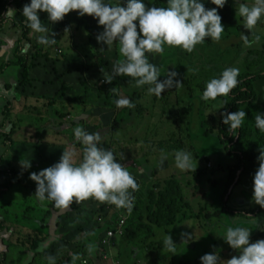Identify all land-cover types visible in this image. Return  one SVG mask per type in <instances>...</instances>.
Returning <instances> with one entry per match:
<instances>
[{
    "label": "rangeland",
    "instance_id": "obj_1",
    "mask_svg": "<svg viewBox=\"0 0 264 264\" xmlns=\"http://www.w3.org/2000/svg\"><path fill=\"white\" fill-rule=\"evenodd\" d=\"M151 1L153 0H143L146 8L150 6ZM110 2L115 3L116 0H110ZM162 2L163 4L160 6L165 7L166 0H162ZM253 2L254 0H226L229 8L223 6L218 9V11H223L221 24L224 26V32L221 33L218 41L210 38L213 44H205L204 41L195 45L190 52L180 47L165 45L162 53H146L150 63L160 65L161 77H158V80L164 79L168 72L174 71L176 73L174 80L190 81L188 86L179 85L162 91L159 97L148 93L149 85L139 87L133 85L131 83L133 78L131 77L114 76L111 83L103 82V74L105 72L111 74L113 66L123 57L119 53L118 42H114L110 47L97 43L95 37L102 31L103 26L97 25L96 21L89 15L77 16L76 11H70L64 15L62 20L52 23L47 20V13L38 10V19L49 32L55 34L56 42L50 46L41 45L37 42L36 36L38 34L27 26L26 20H24L26 24H20L18 28L13 29L11 25H7L4 32H0V48L6 50L9 46L18 44L21 42L19 39L22 40V36L25 34V38L31 41L29 50L26 48L30 52V61L33 60L34 56H37L34 63L42 69L43 73L47 74L49 79L43 76L42 97L44 101L42 99L39 101L29 99L25 95L22 97L29 100L28 102L21 100V103L26 105V119H24L31 122L32 125L27 136L23 134L22 136L16 134L15 136L14 134L12 137L14 140L18 135V142L31 139L33 144L35 142L39 144L38 147L35 145V147L27 150V153L25 150L20 153L14 148L15 145L10 147L11 142L3 143L0 139L1 149H3L2 157L5 150L9 148L17 155V160L12 161L5 168L0 167V171H9L10 169L16 171L11 177L12 187L8 191L5 190V195L0 197V211H3L5 215L1 212L0 214L3 215L2 220L5 229L10 230L12 227L14 232L10 239L9 230L0 234V251L1 249L8 253L14 251L15 255L20 253L19 250L25 249V246L31 243L28 240L29 235L40 230L39 222L43 221L44 224L50 222V214L44 210V208H49L50 201H38L36 199L34 195L36 185L34 181L29 179V173L39 172L58 162L63 151L73 152V163H77L80 160L83 147L77 146V143L80 144V142L76 141L73 136V129L76 127H81L88 133H98L97 131L100 130L98 146L105 150H111L115 159L127 169L138 184V189L134 191L133 196L134 206L140 198L145 196V186L156 193L163 189L167 180L172 178L179 181L182 192L180 213L176 215L173 225L168 227L169 230L179 229L188 234L184 239L185 245L177 250L178 256H172L171 252H163V245L161 247L151 245L150 239L153 231L131 229L127 221L131 218V212L128 213V210L123 208L117 216L116 226L111 231L117 228L118 223H121L120 227L118 226L117 231L112 234L110 239L102 238V240L105 239V243L102 240L99 241L97 252L101 256L102 264H151L142 261L147 256H155L156 264H196V261L197 263L200 262V256L212 252H216L218 256H224L222 261L225 264L227 259L233 255H238L236 250L231 249L222 238L227 227H233L229 225L234 224L235 227L250 229L249 243L264 239V213H259L257 217L255 214H248V218H244L234 211V213L224 212L223 216H215V213H210V217L209 215L208 218L204 217L211 210L213 202L219 204L217 200L220 192L219 186L222 180L225 181L227 178L228 168L235 165L237 160L226 155L223 144L218 139V122L224 107L223 103H219L218 100L204 101L200 97L206 82L218 77L225 68L235 67L241 72L240 67L248 48H257L262 43L259 36L258 39L254 40L249 36L250 38L247 39L251 40V43L245 45L241 40L238 49L233 46L234 43L239 42L242 35L235 32V26L239 23L244 25L243 18L236 14V9L241 3L251 6ZM203 3L206 9L215 7L210 3V0H203ZM237 17L241 18L240 22ZM82 19L85 21L88 19L95 27V30L92 31V42L88 40L89 34L82 26ZM24 26L25 31H23ZM252 29L258 30L260 36L264 35V17ZM179 50L181 56L175 53ZM250 52L255 53L253 59L249 57L255 64L264 62V52L259 50H250ZM4 56L5 54H0V60ZM45 56H48V59ZM244 62L251 69L256 68V65L251 66V62L245 60ZM187 65H189L188 72L184 73L187 71L184 67ZM81 69L92 71V76L90 77L87 72H82ZM84 74L88 77H85ZM2 77L4 79L0 81L8 83V77L5 74ZM65 77L71 78V81L77 85L72 87V92L67 100L64 89L66 80L64 79L65 83L61 81V78ZM118 77L121 79L119 85L116 84ZM28 78L34 80L37 86L42 87L40 83H37L36 76L28 74ZM196 81L205 83L203 84L204 88L194 87L195 91L193 89L188 91L189 88H193ZM74 87L78 88V93L73 90ZM134 89L137 90L138 99L134 101L131 115L125 119L116 133L111 134L109 132L110 121L125 108H117L114 101L120 97L129 99ZM35 90L36 88L27 95L38 96ZM82 93L89 94L86 96L90 102H87V106L83 105L85 101L82 100L84 96ZM52 100L55 102L53 109L48 104ZM5 101L7 99L0 97L2 108L7 105ZM27 103L29 108H27ZM18 104L20 105V103ZM34 107L37 109L35 110ZM31 108L35 111L29 110ZM253 108L251 107V115L255 116L258 112H264V108H257L258 111L253 110ZM198 109L201 111V131L199 130V123L191 122L195 114L190 118L188 124L186 113ZM1 113L0 110L1 131L9 132L10 129L3 125L4 118L1 117ZM21 114V112L15 113L17 116L15 117L17 121H15L13 118L14 111H12L8 121L17 124L18 127L23 119L22 116H18ZM72 114L74 119L80 115L83 116L79 117L82 118L78 120L76 125L71 123ZM98 126L101 127L97 130ZM39 127L46 131L41 139H37L38 134L36 137L34 136ZM3 132L2 135H6ZM177 150H184L192 154L193 167L197 161V166L193 172L191 170L182 171L175 166L174 153ZM31 151H33L32 155ZM6 156L3 157L5 160H7ZM162 156H166V158L162 160ZM22 158L25 159L19 160ZM44 160L49 163L42 164L40 167L31 165L41 163ZM27 161L30 162L31 166L25 169L21 164ZM4 181L5 177L0 172V184ZM247 189L252 190L251 178L248 180ZM211 191L214 193H210ZM241 191V189L237 191V197L245 199L251 205L247 207L238 206L239 212L242 210L250 211L255 204L251 199L252 191L248 193L249 195L245 194L244 196ZM203 193H206L213 202L203 199ZM74 207H76L75 210H72ZM113 208L112 204L99 202L91 197L79 202L73 201L66 208H60L64 210L63 213L56 218L54 228H49L50 238L52 235L56 238L48 244L49 247L52 243H56L60 245V249L52 247L48 250L50 253L48 256L57 258L54 260L57 261L60 258L59 252L61 250L64 252L62 256L72 254L76 241H78L76 239L82 236L83 232L68 225L76 223L75 220L86 219L88 223L84 229H90L91 232L98 230V217L108 216L113 212ZM261 211L263 212L264 209ZM121 219L122 221L119 222ZM43 232L46 233L47 230L45 229ZM91 232L85 236L88 242L94 241ZM104 232L107 231L100 233V238ZM145 236H148L149 240ZM4 238L9 241L13 240L9 247H7L9 241L6 242ZM210 239L214 240L215 243H210ZM13 245L15 248H12ZM104 254L109 258L104 260L102 258ZM15 255L4 256L5 260L2 261V264H26L30 257ZM89 255V246H86L82 258L87 261V264L90 263L89 260H92L91 255ZM121 256H128L132 262L126 263L125 257L123 259ZM69 258H71L70 264H79L81 260L77 259L73 262L72 256L67 259ZM38 259V264H44L42 263L43 256ZM96 264H99V261Z\"/></svg>",
    "mask_w": 264,
    "mask_h": 264
},
{
    "label": "clouds",
    "instance_id": "obj_2",
    "mask_svg": "<svg viewBox=\"0 0 264 264\" xmlns=\"http://www.w3.org/2000/svg\"><path fill=\"white\" fill-rule=\"evenodd\" d=\"M210 3L215 7L206 9L203 0H166L165 7L148 8L143 0H116L115 3L110 0H29L20 11L27 26L38 34L37 42L45 46L55 44L56 39L55 34L38 19V10L47 13V20L52 23L62 20L70 11H76L77 16H91L97 25L103 26L95 37L97 43L110 47L118 42L119 53L123 57L113 66L111 74H103V82L111 83L114 76L131 77L137 87L149 85L148 93L159 97L162 91L178 87L181 83L173 79L176 76L174 71L158 80L161 77L159 68L148 61L146 53H162L165 45L190 52L195 45L203 43L205 37L218 41L224 32L218 9L225 5L226 0H210ZM15 12L16 9L9 7L0 16L11 21ZM236 14L243 18L245 28L252 29L264 17V0H254L251 6L241 3ZM241 40L245 45L249 43L243 34ZM238 74V68H225L218 77L206 82L201 100H215L218 96L228 95L238 82ZM114 103L117 108L134 107L126 97L117 98ZM245 117L243 109L226 115L222 112L221 123L227 125V131L232 133ZM254 124L256 129L264 132V112L255 114ZM73 136L83 145L78 164L73 163V152L63 151L58 162L39 172L29 173V179L36 185V199L49 200L57 207L66 208L73 201L91 197L130 212L134 200L131 193L138 189L133 176L115 159L111 150L98 147L99 133H88L76 127ZM165 158L161 157L162 160ZM256 160L258 167L252 175L251 199L264 209V151L259 152ZM192 161L191 153L175 151L174 162L178 169L193 172L197 161L195 167ZM21 165L25 169L31 166L29 161ZM183 235L188 236L186 233ZM249 236V228L227 227L222 238L238 255L227 259L226 264H264V239L249 243ZM162 243L167 251L175 254L176 244L170 235L165 234ZM91 250L90 246L89 252ZM47 259L49 264H55L53 257ZM77 259L78 254H72L73 262ZM199 261L200 264H218L220 257L216 252L206 253L199 257Z\"/></svg>",
    "mask_w": 264,
    "mask_h": 264
},
{
    "label": "trees",
    "instance_id": "obj_3",
    "mask_svg": "<svg viewBox=\"0 0 264 264\" xmlns=\"http://www.w3.org/2000/svg\"><path fill=\"white\" fill-rule=\"evenodd\" d=\"M29 0H0V15H2L6 8H14L16 10H19V19L14 17L11 20V23L9 20L6 19V17L0 16V24L4 25L8 22V25H11L12 28H18L20 27V24H26L24 22L25 18H21V9L22 6L26 3H28ZM149 7H162L160 6L163 4L162 0H153L151 1ZM237 20L240 22L241 18L237 17ZM82 26L85 27L88 35V40L92 42V31L95 30V27L92 24L86 23L84 19L81 20ZM228 27V26H227ZM226 27V28H227ZM25 26L23 27V29ZM97 28V26H96ZM25 31V29L23 30ZM0 32H3V30L0 28ZM235 32L241 33L247 38L250 36L251 38L256 39L258 36L261 38L260 41L262 43L259 44V47H255L254 49L248 48V51L244 57L245 61L251 62L252 65H256V68L253 70L248 65L242 61V65L240 67L241 72H239L237 76V84L236 86L231 89L230 93L226 96H218L215 100L220 101L219 103H223L224 107L221 110V113L223 112L225 115L230 112H235L236 110L243 109L245 111L246 117L240 127L233 131L232 133H229L227 131V125H224L221 123V113L219 116V122H218V139L220 140V143L223 144V149L227 156L236 158V164L232 167L228 168V174L227 178L222 180L220 184V192L217 196V200L219 201V204L214 203L212 200L209 199V197L206 195V193H203L202 198L205 200H210L213 202L211 205V210L205 214V218H208L211 216V214L215 213V216H223L224 212H233L235 211L236 214H240L244 218H248V214L254 215L257 217L259 213H264V211H261V208L259 205L254 204V206L250 209V211L242 210V212H239L238 206L247 207L251 204L247 202L243 198L237 197V191L242 190L241 193L244 196L245 194L249 195L248 193H251L252 190L247 189L248 186V180L249 178L252 179V175L254 174L256 168L258 167V161L256 160V157L259 155L260 151H264V132H260L258 129H256L254 124V115H251V107H254L253 110L258 111L257 108H264V62H259L255 64L249 57L253 59L254 54L250 52V50H259L261 52H264V35L260 36V33L256 29H247L245 26L241 23L237 24L235 26ZM228 35V33H227ZM26 35L24 34L19 39L18 44L9 46L6 50L0 48V54H5V56L0 60V80L4 79L2 77L4 74L8 77V83H3V89L0 91V97L3 99L9 100L10 97V104L5 105L2 108L4 123L3 125L8 128L9 124H11L10 121H8V118L11 117V112L13 111V104L14 102L21 104V97H23L25 94L22 91L27 85L30 84V80L28 78L29 70L35 68L38 66L36 63H34V60L37 59V56H34L33 60L30 58V52L29 50V43L31 42L29 39L25 38ZM249 37V38H250ZM205 44H213V41L210 40V37H205L204 39ZM249 43H251V40H248ZM241 38L239 42L234 43V47L238 49L241 44ZM250 46V45H249ZM28 48V50L26 49ZM179 56H181V51H176ZM46 59H48V56H45ZM149 61V60H148ZM158 68L160 67L159 64H154ZM185 70H187L184 73L188 72L189 65L184 67ZM183 69V70H184ZM100 73V72H96ZM190 74V73H189ZM123 76V75H122ZM0 81V82H1ZM61 81L65 83L64 78H61ZM12 82V83H11ZM121 79L118 77L116 80V84H120ZM131 83L134 85L135 81L134 79L131 81ZM180 86L185 87L188 86L190 81H180ZM15 84V85H14ZM124 85V82L122 83ZM203 82L196 81L194 83L193 88H189L188 91H191L192 89L195 91L194 87H198L199 89L204 88ZM137 90L134 89L130 96L129 100L131 103L134 104V101L138 99ZM44 101V99H42ZM211 100V99H210ZM217 102V101H216ZM54 100L49 102L51 109L54 107ZM211 105V104H210ZM36 110L37 108L34 107ZM132 108L129 109L127 107L123 108L122 111L115 115L114 118L109 123V132L111 134L116 133L124 123L125 119L131 115ZM188 116V124L190 123V118H192L195 114L194 119L191 122H195L196 124L199 123V130L201 131V120H200V114L201 111L195 110V111H187ZM196 118V119H195ZM46 119V118H45ZM37 123V122H35ZM34 123V124H35ZM71 123L74 125L73 120ZM101 126H98L96 129L98 130ZM15 128V125H13L12 129L9 132H3L1 131L2 128L0 127V139L3 143H8L12 141V135H13V129ZM118 129V130H117ZM2 132L6 135H2ZM100 135V130L97 131ZM46 133L41 127H39L36 130V135L38 134L37 139H41L43 135ZM7 145V144H6ZM5 145V146H6ZM78 147H83V145L80 143H77ZM11 147V146H10ZM99 147V146H98ZM11 148L8 150H5L6 156L7 153L10 151ZM2 156H0V162L3 161ZM82 158V154L80 155V158ZM80 161V160H79ZM79 161L76 163L78 164ZM49 163L47 161H43L38 164H31L34 167H40L42 164ZM3 173L5 177V181L0 184V197L5 195V190L8 191L12 187L11 177L13 174L16 173L15 169H10L9 171H0ZM145 188V196L140 198L136 205L132 207L131 214H130V220L128 221V226L133 230H145L153 231L152 238L150 239L151 245L156 246L158 245L161 247L163 245V238L165 234L170 235L173 242L176 244L175 246V254L172 253V256H178L177 250L178 248L182 247L184 244L185 236L183 232H181L179 229L175 230H169L168 227H171L173 223L175 222V217L177 214L180 213L179 208L182 202V192L179 186V181L175 178L169 179L165 182V185L162 190L158 192H154V190H149ZM131 191V190H130ZM214 193V192H210ZM132 196H134V192L131 193ZM234 203V204H233ZM12 206L11 204H9ZM50 205V206H49ZM49 208L44 210L50 214V222L44 224L45 222H39L40 224V230H37V232H32L28 240L31 241L30 244L25 246V249H23L22 253L27 254L30 256L27 259L26 264H38L37 259L40 258V256H43L42 263L49 264L47 257L50 255L49 249L52 247L60 249V245L56 243H52L49 247L48 244L51 240H54L56 236L52 235L50 238L49 235V228L53 229L52 224L54 220L58 216H60L63 213V209H60L61 207H57L52 201L49 203ZM113 212L109 214L108 216H101L98 217L97 222L99 225L98 230H89L86 234H84L81 238L76 241L75 249L73 250L72 254H78V259H81L79 264H82L81 262L85 260L83 257V251L86 246H91V252L90 257L92 260H89V264H96L98 261L101 260V256H99L97 252L98 244L100 241V233L103 231H108L114 229L116 226V219L119 213L122 212L123 208L117 209L113 205ZM76 207L72 208V210H75ZM1 212V211H0ZM244 212V213H243ZM251 212V213H250ZM2 214L5 215V213L2 211ZM129 213V211H128ZM0 214V234L4 233L6 230L5 225L3 222V215ZM65 217V216H64ZM52 221V223H51ZM87 220L85 219V222L81 225H74L70 224L68 226L73 228H78V231L85 230L84 227L87 226ZM61 226V223H59ZM170 225V226H169ZM167 226V227H166ZM233 226L234 225H229ZM47 230V232H43V230ZM91 232L92 237L94 238L93 242H88L85 239V236L88 235ZM48 234V235H46ZM147 240H149L148 236H145ZM50 238V239H48ZM161 238V239H160ZM47 239V240H46ZM210 243H215L214 240L210 239ZM47 244V247L43 249V247ZM41 249V251H39ZM162 251H167L164 247L162 248ZM62 250L59 252V259L55 261V264H58L62 258ZM9 256L11 253L9 252H1L0 253V264H2V261H4V256ZM61 254V256H60ZM64 254L66 256L61 264H70L71 258L67 259L69 256ZM54 260L57 258L53 257ZM39 260V259H38ZM86 261V260H85ZM69 262V263H68ZM196 264L197 261L195 262ZM87 264V261H86Z\"/></svg>",
    "mask_w": 264,
    "mask_h": 264
},
{
    "label": "crops",
    "instance_id": "obj_4",
    "mask_svg": "<svg viewBox=\"0 0 264 264\" xmlns=\"http://www.w3.org/2000/svg\"><path fill=\"white\" fill-rule=\"evenodd\" d=\"M250 3V2H249ZM226 8H229V7H227V3H225V5H224ZM223 11L222 10H220V11H218V14L220 15V17H221V19L223 18V13H222ZM19 10H16V12H15V15H14V17H16V18H20L19 17ZM21 18H23L22 17V15H21ZM89 18V17H88ZM87 21L89 22V20L87 19ZM10 23H11V21H10ZM12 24V23H11ZM7 25H8V22L7 23H5L4 25H1L0 24V28L3 30V32H4V28L5 27H7ZM12 29V28H11ZM75 59V58H74ZM60 63H61V60H60ZM81 71L82 72H84V73H88V75L91 77L92 76V71H85L84 69H81ZM29 75H31V76H36L37 77V83H40L41 85H42V87H39V86H37L36 85V83L34 82V80L32 81L30 78H29V80H30V84L29 85H27L24 89H22V91L24 92V94H25V96L27 97V98H29V99H35V100H37V101H39V100H41V99H43V97H42V90H43V88H44V80H43V76H46L47 77V74H45V73H43L42 72V69L39 67V66H36L35 68H33V69H30L29 70ZM84 76L85 77H88L86 74H84ZM48 78V77H47ZM49 79V78H48ZM65 80H66V86H65V91H66V100L68 99V96H69V94L72 92V87L73 86H77L76 84H75V82L74 81H71V78H69V77H65L64 78ZM3 82H0V91H2V89H3ZM15 85V84H14ZM79 88H80V90H82L81 89V87L80 86H78ZM36 88V92H37V94H38V96H34V95H27V94H29V93H32L33 92V90ZM38 89V90H37ZM73 90L75 91V92H79V90H78V88L77 87H74L73 88ZM83 94V93H82ZM76 95V94H75ZM84 96H83V98H82V100H84L85 101V103L83 104V105H85V106H87V102L88 103H90L89 102V100L88 99H86V96L87 95H89L88 93L87 94H83ZM9 100H10V97H9ZM9 100H7V101H5V102H7V105H9L11 102L9 101ZM21 100H24V101H26V102H28L29 100H27L26 98H22L21 97ZM43 101V100H42ZM22 104V107L18 104V102H14V104H13V111H14V116H13V118L15 119V117H17V116H15V113H22L21 115H18V116H22L23 117V119H22V122L20 123V124H18L19 126L17 127V124H15V123H12L11 122V124H9V126H8V128L11 130L12 129V127H13V125H15V128L13 129V135L15 134V136H16V134H19L20 136H22V134L24 135V136H27L28 135V132L30 131V126L32 125V123L31 122H28L27 120L25 121V119H26V115H25V113H26V105L25 104H23V103H21ZM27 108H29V106H28V103H27ZM0 110L2 111V107L0 106ZM29 110H34L33 108H31V109H29ZM35 111V110H34ZM80 116H82V115H80ZM79 116V117H80ZM1 117H3V113H1ZM72 119H73V122H74V124L76 125L77 123H78V121L77 122H75V119H74V115L72 114ZM76 118V120H79V119H81V118ZM25 118V119H24ZM15 121H17L16 119H15ZM25 123H24V122ZM28 123H29V125H28ZM36 130V129H35ZM13 135H12V137H13ZM35 136V135H34ZM16 140V141H15ZM18 135H17V137H15V139L14 140H12L13 141V143H12V145H11V147L12 146H14L15 145V149H17V151L18 152H22V150H25V153H27V150H30V148L31 147H35V145L37 146V145H39L38 143H36L35 142V144H33L32 143V140L31 139H29V140H22V141H20V142H18ZM15 142V143H14ZM38 147V146H37ZM1 152H3V149H1V145H0V156H1ZM24 153V154H25ZM32 153H33V151H31V155H32ZM7 157V160H5V158H4V160L2 161V162H0V167H3V168H5L7 165H9L12 161H14V160H17V155H15L14 154V152H12V151H10L9 153H8V155L6 156ZM43 158V157H42ZM23 159H25V158H22V159H19V160H23ZM34 161V160H33ZM4 171V170H3ZM76 221V223H73L74 225H76V224H78V225H81L82 223H84L85 222V219H80V220H75ZM11 229L9 230V233H8V235H9V239L11 238V234L13 233L14 234V232H13V228L12 227H10ZM90 229H85V230H83L82 232H83V235L84 234H86L88 231H89ZM82 235V236H83ZM82 236H80V237H77V239L76 240H78L79 238H81ZM7 238V237H6ZM5 239V238H4ZM5 241L6 242H8L9 240H6L5 239ZM100 241H101V238H100ZM13 242V240H10L9 241V243L7 244V247H9L10 246V244ZM45 247H47V244L43 247V249L45 248ZM12 248H15V245H13L12 246ZM19 251H21L20 253H16V255H15V252L14 251H9L10 253H11V255L13 256V255H15V256H28L27 254H25V253H22L23 252V249L22 250H19ZM39 251H41V249L39 250ZM1 252H4V250H2L1 249V251H0V253ZM114 256V255H113ZM116 258H117V256H115ZM122 257V256H121ZM124 257H125V262L126 263H128V262H130L131 260L130 259H128V256H123L122 258L124 259ZM155 256H147L146 258H144L142 261L143 262H149V263H151V264H156V262H155V258H154ZM220 257V261L218 262V263H220V264H224L223 263V259H222V257H224V256H219ZM116 260H118V259H116ZM120 260H121V258H120ZM132 262V261H131ZM99 264H102V262L101 261H99ZM225 264H226V261H225Z\"/></svg>",
    "mask_w": 264,
    "mask_h": 264
},
{
    "label": "built area",
    "instance_id": "obj_5",
    "mask_svg": "<svg viewBox=\"0 0 264 264\" xmlns=\"http://www.w3.org/2000/svg\"><path fill=\"white\" fill-rule=\"evenodd\" d=\"M121 221H122V219H121L119 222H121ZM120 224H121V223H118L117 228H116L114 231L109 230V231H107V232H104V233L102 234L101 240H102L103 237H104L105 239H110V238L112 237V234L115 233V232L117 231L118 226L120 227ZM105 239L102 240L103 243H105ZM102 258H103L104 260H106V259H108L109 257L106 256V254H104V255L102 256ZM81 263H82V264H86V261L83 260Z\"/></svg>",
    "mask_w": 264,
    "mask_h": 264
},
{
    "label": "water",
    "instance_id": "obj_6",
    "mask_svg": "<svg viewBox=\"0 0 264 264\" xmlns=\"http://www.w3.org/2000/svg\"><path fill=\"white\" fill-rule=\"evenodd\" d=\"M77 121H78V120L75 119V122H77ZM54 222H55V220H54ZM54 222H53L52 226L54 225ZM65 257H66V256H62V258H61V260H60V262H59L58 264H61V263L63 262V260H64Z\"/></svg>",
    "mask_w": 264,
    "mask_h": 264
}]
</instances>
